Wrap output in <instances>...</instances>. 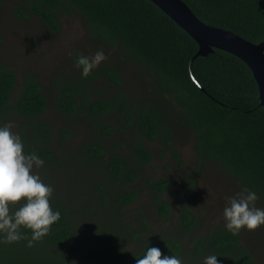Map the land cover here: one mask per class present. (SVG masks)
Returning <instances> with one entry per match:
<instances>
[{
    "label": "trees",
    "instance_id": "16d2710c",
    "mask_svg": "<svg viewBox=\"0 0 264 264\" xmlns=\"http://www.w3.org/2000/svg\"><path fill=\"white\" fill-rule=\"evenodd\" d=\"M202 21L228 29L259 43L264 39V0H183ZM4 0H0V5ZM17 15L28 12L38 16L51 32L61 28L65 15L80 14L86 30L107 47H119L153 76L159 96L176 102L182 123L195 134V147L206 157L233 175L243 187L255 191L264 205V107L258 87L247 64L238 57L215 48L207 56L195 55L197 42L150 0H19ZM105 75L120 83L114 69ZM87 77V76H86ZM89 77V76H88ZM15 73L0 63V121L10 115L21 117L18 134L24 152L35 151L45 162L57 158L52 146V132L44 118L49 97L34 75H28L14 97ZM80 76L76 81H62L55 92L60 112L75 116L86 111L95 117L110 114L120 106L128 123L143 139L172 141L171 129L157 106L143 101L128 109L123 101L104 97L91 99ZM106 133L113 127L98 126ZM81 151L112 182L111 187L96 184L95 197L101 203L93 222L84 224L82 210L52 195L50 203L59 210L60 219L48 234L32 246L31 230L22 229L27 238L0 243V264H115L127 260L136 264L151 246L162 255H174L183 264H198L206 254H215L223 264H257L240 235L217 226L206 235L185 245L175 233H157L146 218L139 226L126 221L120 209L139 197L129 185L138 180L141 167L152 160L151 150L135 140L129 153H112L98 138L85 142ZM171 186L170 177L150 178L148 187L160 218L167 220L171 205L162 193ZM19 205L10 206V214ZM84 218V217H83ZM80 223L84 229H81ZM199 219L189 209L179 212L181 231L199 227ZM126 256L123 257V253Z\"/></svg>",
    "mask_w": 264,
    "mask_h": 264
},
{
    "label": "rangeland",
    "instance_id": "374dc122",
    "mask_svg": "<svg viewBox=\"0 0 264 264\" xmlns=\"http://www.w3.org/2000/svg\"><path fill=\"white\" fill-rule=\"evenodd\" d=\"M19 0H4L0 5V63L12 70L17 79L14 91L16 97L28 75H34L49 97L44 118L52 132V146L57 158L36 166L32 172L54 189L57 198L79 207L80 219L84 224L96 220L101 203L94 196L96 184L101 182L111 187L112 181L90 161L85 159L81 147L89 139H100L112 153H129L135 140L141 141L151 150L152 160L144 164L137 181L129 189L139 192L138 199L120 209L126 221L139 226L146 218L150 229L157 233H175L192 246V241L206 235L217 226H225L223 209L228 197L240 198L241 183L213 160L200 157L195 147V134L181 121L179 109L174 100L157 94L153 76L119 47H107L97 41L86 30L87 22L80 14L65 15L61 18V28L51 32L42 20L28 12V17L17 15ZM102 50L105 60L89 73L81 75V67L76 64L78 56L92 57ZM105 69L117 71L120 83L112 82L104 73ZM82 76L84 87L91 99L104 97L123 101L128 109H135L143 101L154 103L165 117L171 129L172 141L166 145L161 140L143 139L128 123L127 114H122L120 106L107 115L95 117L86 111L75 116L60 112L55 102V92L62 81H76ZM23 119L10 115L0 121V125L12 122L11 131L18 134ZM98 126L113 127L106 133ZM170 177V188L162 193L171 205L167 220L158 216L152 201V191L148 187L150 178ZM255 206L264 208L258 199ZM189 208L199 219V227L193 231H181L178 225L179 212ZM103 217V216H102ZM81 229L83 225L80 223ZM240 242L248 248L257 264H264V225L255 230L241 229ZM123 253V257L126 256ZM197 260L204 264L203 258ZM115 264H129L127 260ZM220 264H223L220 261Z\"/></svg>",
    "mask_w": 264,
    "mask_h": 264
},
{
    "label": "clouds",
    "instance_id": "9594fccd",
    "mask_svg": "<svg viewBox=\"0 0 264 264\" xmlns=\"http://www.w3.org/2000/svg\"><path fill=\"white\" fill-rule=\"evenodd\" d=\"M102 50H97L92 57L80 55L76 64L81 67V75L88 76L105 60ZM13 123L0 125V243H13L26 239L22 229L31 230L28 246L40 240L51 230V226L60 219L59 210L52 208L50 198L54 189L41 178L33 174V162L43 166L45 161L35 151L24 152V143L19 134L11 131ZM240 198L228 197V204L223 209L225 227L234 235L241 229L255 230L264 225V208L255 206L259 198L257 193L247 187ZM19 205L13 214L10 206ZM204 264H220L217 255L203 258ZM136 264H183L174 255H162L158 246H151Z\"/></svg>",
    "mask_w": 264,
    "mask_h": 264
},
{
    "label": "water",
    "instance_id": "95a60500",
    "mask_svg": "<svg viewBox=\"0 0 264 264\" xmlns=\"http://www.w3.org/2000/svg\"><path fill=\"white\" fill-rule=\"evenodd\" d=\"M150 1L197 42L198 49L191 61L217 48L245 62L256 81L260 104L264 107V39L254 43L233 31L210 25L199 19L183 0Z\"/></svg>",
    "mask_w": 264,
    "mask_h": 264
}]
</instances>
